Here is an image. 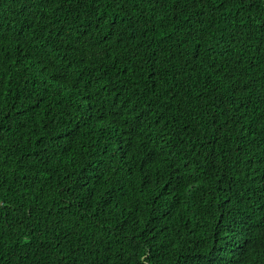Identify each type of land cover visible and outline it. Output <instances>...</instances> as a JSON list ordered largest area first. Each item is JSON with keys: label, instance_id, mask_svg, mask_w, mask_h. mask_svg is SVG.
<instances>
[{"label": "trees", "instance_id": "1", "mask_svg": "<svg viewBox=\"0 0 264 264\" xmlns=\"http://www.w3.org/2000/svg\"><path fill=\"white\" fill-rule=\"evenodd\" d=\"M0 264H264V0H0Z\"/></svg>", "mask_w": 264, "mask_h": 264}]
</instances>
